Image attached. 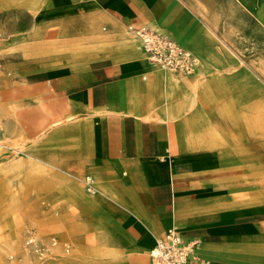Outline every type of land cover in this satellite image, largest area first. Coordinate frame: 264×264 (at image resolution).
Masks as SVG:
<instances>
[{
  "label": "rangeland",
  "instance_id": "rangeland-1",
  "mask_svg": "<svg viewBox=\"0 0 264 264\" xmlns=\"http://www.w3.org/2000/svg\"><path fill=\"white\" fill-rule=\"evenodd\" d=\"M227 11L233 21L208 25L213 43L197 74H170L177 90L167 97L178 96L186 132L181 169L201 167L212 196L203 209L234 232L235 243L219 249L224 261L264 264V24L235 22V8ZM60 15L52 0H0V264H149L98 174L89 188L91 147L56 81L93 61L98 46ZM229 114L252 117L256 135L230 138ZM212 129L216 141H206Z\"/></svg>",
  "mask_w": 264,
  "mask_h": 264
},
{
  "label": "crops",
  "instance_id": "crops-1",
  "mask_svg": "<svg viewBox=\"0 0 264 264\" xmlns=\"http://www.w3.org/2000/svg\"><path fill=\"white\" fill-rule=\"evenodd\" d=\"M52 6L60 21L76 22L96 40L93 61L67 68L56 88L76 105L75 126L91 147L87 174L97 188L96 174L103 179L134 248L149 249L150 257L157 238L175 226L185 240H200L198 252L210 264H230L219 249L235 243L228 238L234 232L218 211L203 209L212 196L201 185V167L181 169L186 132L178 96L167 97L177 90L170 74L190 80L200 65L190 76L153 66L129 26L167 32L201 60L213 43L208 25L233 21L227 9L235 8V22L259 28L264 0H52Z\"/></svg>",
  "mask_w": 264,
  "mask_h": 264
},
{
  "label": "built area",
  "instance_id": "built-area-1",
  "mask_svg": "<svg viewBox=\"0 0 264 264\" xmlns=\"http://www.w3.org/2000/svg\"><path fill=\"white\" fill-rule=\"evenodd\" d=\"M129 29L153 66L181 76H190L197 71L199 57L171 34L147 26L134 28L130 25ZM87 179L89 188L95 190L93 177L89 175ZM200 243L199 239L185 240L177 227H169L150 249L149 264H210L198 252Z\"/></svg>",
  "mask_w": 264,
  "mask_h": 264
},
{
  "label": "bare ground",
  "instance_id": "bare-ground-1",
  "mask_svg": "<svg viewBox=\"0 0 264 264\" xmlns=\"http://www.w3.org/2000/svg\"><path fill=\"white\" fill-rule=\"evenodd\" d=\"M193 104V103H192ZM187 108V107H186ZM252 117H241V116H237V115H232L229 114L226 117V125H227V129L229 130V134H230V138L234 137V135L236 133L240 134L241 136V140L242 141H248L249 139L252 138L253 135H256L253 132V123L252 121ZM216 128V127H215ZM248 129V130H247ZM216 129H212V131H206V136L204 139H206V141H209V138H211L212 140L216 141V137L215 135L217 134L216 132H214ZM212 132V133H211ZM211 133V134H210ZM218 135V134H217ZM172 138V137H171ZM258 138V137H257ZM259 139V138H258ZM176 142V141H175ZM211 142V140H210ZM215 143V142H214ZM217 143V142H216ZM171 147L172 144H171ZM228 147V144H227ZM15 187V186H14ZM9 189V188H8ZM16 189V188H15Z\"/></svg>",
  "mask_w": 264,
  "mask_h": 264
}]
</instances>
